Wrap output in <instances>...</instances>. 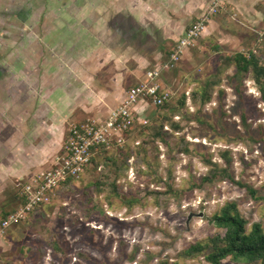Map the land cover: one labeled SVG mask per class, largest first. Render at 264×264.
I'll list each match as a JSON object with an SVG mask.
<instances>
[{
    "label": "rangeland",
    "instance_id": "374dc122",
    "mask_svg": "<svg viewBox=\"0 0 264 264\" xmlns=\"http://www.w3.org/2000/svg\"><path fill=\"white\" fill-rule=\"evenodd\" d=\"M134 3L0 0V155L12 142L56 149L71 121L98 113L66 121L53 135L40 131L39 118L54 113L42 103L52 83L62 93L60 101L63 91L73 86L68 78L71 64L92 62L109 75L107 80L119 75L117 82H123L126 92L142 78L154 53L172 46L173 38L153 30L156 23L143 21L140 24L159 43L152 56L141 58L130 48H116L108 20L119 13L133 16ZM207 30L190 48L192 60L181 59L165 80L172 108L162 113L152 107L142 114L122 147L99 151L71 189L9 228L0 241V264H205V253L185 252L222 233L208 219L226 203L237 204L248 227L264 222L262 204L237 185L215 182L194 188L208 173L205 160L225 168L227 152L234 179L264 189V103L253 73L237 74L231 65L211 99L203 103L201 95L224 58L252 52L264 62V0H230ZM48 71L52 76L46 82ZM182 98L186 102L181 115L169 121ZM142 121L149 129L165 123L163 131L169 136L151 137ZM172 122L181 130L175 132ZM5 186L0 183V218L16 205L13 192H2ZM222 264L238 263L225 259Z\"/></svg>",
    "mask_w": 264,
    "mask_h": 264
},
{
    "label": "crops",
    "instance_id": "0c3cea01",
    "mask_svg": "<svg viewBox=\"0 0 264 264\" xmlns=\"http://www.w3.org/2000/svg\"><path fill=\"white\" fill-rule=\"evenodd\" d=\"M211 1L212 0H135L134 7L136 14L133 13L131 17H124L122 13H119L108 20L109 27L113 32V39L116 40V45L118 46L115 45L116 48H130L135 52L134 54H136V56L141 58L151 57L154 50L159 46V43L153 40L154 36L148 34L149 29L140 24L141 22L144 21L146 23V21H148L149 23H156L155 27L153 26V30L155 29L154 31H159V29H161L162 33H164L163 38H173L174 40V43L168 50L155 52L154 57L146 62L143 68L142 78L138 79L136 84L144 80L146 71L156 68L167 59L168 54L172 51L179 38L184 34L186 29L205 12ZM229 2L230 0L226 1L225 7ZM210 23L211 20L207 24L204 34L207 33ZM204 34L202 36H204ZM193 54L194 51L191 52L190 49L187 50L182 60H192L191 56ZM100 64L103 65V63H99V65ZM61 70H63L62 66L59 71ZM173 70L162 73L159 78L160 84L165 89H169L165 82L167 81L168 75L171 74ZM49 71L44 77L46 82L49 76H52L49 74ZM103 72L106 73V71ZM107 73H109L108 70ZM53 77L55 80H58L59 76L56 70ZM108 77L109 75L107 74H101L98 66L94 63L92 64V62L83 61L76 62L74 65L71 64L68 78L71 80L69 83L73 86H71L70 92L63 91V96L61 98V101L66 105L59 100V95L61 97L62 93L55 89L56 83H52L54 87L49 90L50 95L48 99L43 100L44 102L42 103H45L43 105L45 109L48 108L54 113L51 114L49 112L45 118L44 116L39 118L40 131L41 128H43L44 131H46L45 133L53 135L57 126L59 128L66 121L82 118L92 112H98L93 116L94 118L101 120L105 119L111 109L122 103L127 92L121 88L123 82H117L119 75L115 81L113 79L107 80ZM121 79L122 77L120 80ZM58 100L60 102H58ZM103 105H105V109ZM107 105L110 106L109 109ZM152 107L153 106L148 102L141 101L135 106L134 114L137 119H140L142 117L141 115L143 114L144 116V113L149 111V109L151 110ZM71 123L72 121L70 124ZM18 132L20 133V130ZM14 133L17 134V132ZM65 136L66 132L65 134L63 133L62 141L58 144V147L56 149H51L53 150V154L51 153V155L49 146L42 147L39 145V147L32 146V148L30 144L12 142L6 147L5 153L0 155V183L6 185L2 192H13L16 205L10 211H4V214L16 210L21 204L19 191L22 185L29 182L37 172L46 167L50 168L54 159L51 160L50 164L49 161L53 155L57 156L61 151ZM48 154L49 158L47 157ZM2 199L0 194V200ZM1 213H3V211ZM3 238L4 237L0 238V241Z\"/></svg>",
    "mask_w": 264,
    "mask_h": 264
},
{
    "label": "built area",
    "instance_id": "2783aa9c",
    "mask_svg": "<svg viewBox=\"0 0 264 264\" xmlns=\"http://www.w3.org/2000/svg\"><path fill=\"white\" fill-rule=\"evenodd\" d=\"M226 1L212 0L205 12L179 38L167 59L156 68L146 71L144 80L130 87L122 103L111 109L105 119L87 118L68 125L61 151L55 156L50 168L39 172L21 186V204L0 219V238L12 226L26 221L34 209L52 203L56 191L68 178L78 180L101 147L107 151L122 147L125 136L138 120L134 108L139 102H148L156 108L171 101L172 92L162 87L160 76L177 67L185 52L194 47L204 34L211 18L225 7ZM141 124L147 125V121Z\"/></svg>",
    "mask_w": 264,
    "mask_h": 264
},
{
    "label": "trees",
    "instance_id": "16d2710c",
    "mask_svg": "<svg viewBox=\"0 0 264 264\" xmlns=\"http://www.w3.org/2000/svg\"><path fill=\"white\" fill-rule=\"evenodd\" d=\"M231 65L235 66L237 74L248 73L249 71L253 73V80L258 85L261 101L264 103V62L261 63V59L252 52L248 57L238 53L233 58L223 59L222 65L219 67L217 74L206 83L202 90L201 95L203 97V103L208 102L213 93L217 91L223 73ZM236 89L238 91L236 93L240 94V89ZM219 94L221 97L223 96L221 90H219ZM178 102L176 105L178 106V111L168 119L169 121H172V118L174 119V117L181 115L179 111L185 106L186 98H182ZM172 106L173 104L169 101L156 108L164 113L171 109ZM243 121H245V119H243ZM172 123H174L172 128L175 132L181 130L179 123ZM164 126L165 123L161 125L160 129L155 126L149 129L148 125L144 128L145 130H150L149 135L153 138L169 136L167 132L163 131ZM182 143H184L183 151H187V143L184 141H182ZM99 151H103V153L108 152L104 147H101ZM223 158L227 164L225 168L211 162V160H205L204 163L209 167L208 173L202 178L200 184L195 185L194 188H198L199 186H212L215 182H229L245 189L246 196L255 202L261 203L264 209V189H255L242 181H236L230 170V160L227 152L224 153ZM93 163H95L94 157L91 159V164ZM75 181L76 180L73 178H68V180L56 191V196H60L68 189H71L72 184ZM38 209L39 208L34 209L30 215L37 212ZM5 216L6 214L2 215L0 219ZM208 220L218 230L222 231V233L211 238L206 245L196 243L194 246H190L185 252L187 255L205 253V264H222V261L225 259H230L232 262L238 264H264V222H256L248 227V220L242 217L235 202L226 203ZM55 238L56 237L54 236V250L58 248ZM206 249H208V251L204 252Z\"/></svg>",
    "mask_w": 264,
    "mask_h": 264
},
{
    "label": "water",
    "instance_id": "95a60500",
    "mask_svg": "<svg viewBox=\"0 0 264 264\" xmlns=\"http://www.w3.org/2000/svg\"><path fill=\"white\" fill-rule=\"evenodd\" d=\"M201 215H202V214H201ZM190 219H191V216L188 217V220H187V221H189Z\"/></svg>",
    "mask_w": 264,
    "mask_h": 264
}]
</instances>
